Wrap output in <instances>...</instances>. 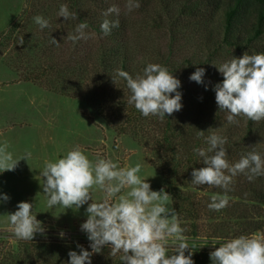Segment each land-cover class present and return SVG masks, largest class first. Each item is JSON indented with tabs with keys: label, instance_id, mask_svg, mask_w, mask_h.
<instances>
[{
	"label": "rangeland",
	"instance_id": "rangeland-1",
	"mask_svg": "<svg viewBox=\"0 0 264 264\" xmlns=\"http://www.w3.org/2000/svg\"><path fill=\"white\" fill-rule=\"evenodd\" d=\"M109 1L119 7V17L127 21V47L139 66L154 62L155 53L168 50L173 30L194 29L196 22L210 16L208 28L212 31V40L221 41L226 32L225 2L230 0L217 2L219 7L213 8L214 12L211 0H140V7L131 12L127 11L125 0ZM75 2L90 4L93 0H30L27 8L24 0H0V144L6 143L14 158L30 153L29 159H20L14 170L0 173V192L10 197L0 203V264H67L68 252H79L77 244L88 248L86 234L80 230V224L86 219L87 205L79 209H65L61 205L49 208L41 187L40 171L44 162L64 155L77 145L93 162L107 158L121 167L140 163L139 175L147 176L153 190L163 188L168 193L169 207L175 209L173 202H176L179 222L192 247L212 252L218 247L211 244L212 240L264 233V176L252 181L244 173L234 177L228 192L229 204L220 211L210 210L208 204L212 195L222 194L224 190L191 182L193 168L203 166L202 158L193 152V147L207 148L204 138L212 132L227 137L225 147L230 163L252 151L264 155L262 131L253 139L241 138L244 132L235 133L232 124L221 117L217 103L213 112L198 111L199 94L194 88H208L218 81L222 74L216 66L230 60L228 54L232 52L223 48L213 59L207 49L193 45L194 41L190 40L186 47L180 41L174 44L175 55L170 60L173 63L184 61V64L176 75L181 81L182 108L173 113L182 120L177 121L178 133L175 132L179 135L175 143L181 145L173 154L162 137L164 119L157 126L153 125V120L157 119L153 117L140 124L125 123L126 117L136 109L128 104L127 94H112L109 86L105 87V92L89 89L92 86L87 79L90 74L79 71L82 62L75 61L79 53L71 48L68 35L83 20L91 22L87 30L95 29L96 16L77 14V19L67 21L57 16L61 4H67L76 13ZM36 15L47 18L49 27L42 30L34 22ZM248 21L250 30L246 36L251 37L258 27L255 29L253 17ZM259 30L256 46L261 53L264 52V25ZM53 39L58 44H54ZM207 60H210L209 65ZM197 67L206 69L203 84L189 79ZM95 90L106 96L109 109L104 115L96 111V103L84 97H92ZM101 97H96L97 102L103 101ZM106 116H111L110 121ZM117 121L119 126L127 127L126 132L115 129ZM200 130L204 131L203 137H198ZM181 133L188 136L187 145H183ZM90 191L92 202L103 198L102 190L94 187ZM20 201L33 204V214L46 226L45 234L38 233L33 240L25 241L7 231L8 215L16 210ZM188 208L191 213L186 211ZM192 230L198 235L191 236ZM60 231L65 233L63 238L59 236ZM173 250L169 248V252ZM109 252L110 247H105L101 253L93 254L92 264H120L119 255L111 257Z\"/></svg>",
	"mask_w": 264,
	"mask_h": 264
},
{
	"label": "clouds",
	"instance_id": "clouds-1",
	"mask_svg": "<svg viewBox=\"0 0 264 264\" xmlns=\"http://www.w3.org/2000/svg\"><path fill=\"white\" fill-rule=\"evenodd\" d=\"M24 6L30 7V0H24ZM125 7L131 12L140 7V0H125ZM112 14L119 16V7L112 5L104 13L106 17ZM57 16L66 21L78 18L67 4L60 5ZM33 19L42 30L50 25L42 15ZM118 25V19L106 18L100 29L108 35ZM88 27L86 21L80 22L68 39L74 44L88 39ZM52 42L58 44L55 39ZM216 67L223 80L214 86L215 100L219 110L227 113L228 123H236L240 116L251 121L264 120V52L233 56ZM205 74V68L197 67L189 79L203 84ZM118 75L126 80L130 90L128 104L134 105L142 116L163 120L181 110V81L166 66L148 63L135 77L123 70ZM203 136L204 131L200 130L198 137ZM204 139L207 148L193 147V152L202 158L203 166L193 168L191 182L196 186L223 189L222 194L212 195L208 204L210 210L220 211L229 204L228 192L234 177L244 173L252 181L264 176V155L252 151L230 163L225 147L227 137L212 132ZM29 157L30 153H25L14 158L8 145L0 144V173L14 170L20 159L27 161ZM141 167L140 163L121 167L107 158L93 162L79 145L44 162L40 176L47 207L61 205L65 209H79L87 205L86 219L80 224V230L86 234L89 246L77 244L79 252L70 250L67 264H92L93 254L101 253L105 247H110L109 256L119 255L120 264H195L194 250L184 234L178 213L168 206V193L163 188L153 190L147 176L139 175ZM94 187L104 193L96 202H92L90 191ZM9 199L0 192V203ZM32 209L31 202L20 201L16 210L8 215L7 231L18 240L30 241L36 234L46 232V226ZM64 235L63 231L59 232L61 238ZM211 244L218 245L210 253L211 264H264V233L216 239ZM170 247L174 249L172 252H169Z\"/></svg>",
	"mask_w": 264,
	"mask_h": 264
},
{
	"label": "trees",
	"instance_id": "trees-1",
	"mask_svg": "<svg viewBox=\"0 0 264 264\" xmlns=\"http://www.w3.org/2000/svg\"><path fill=\"white\" fill-rule=\"evenodd\" d=\"M200 0H198L199 2ZM222 0H211L212 3V9L211 11L214 12L213 8L216 6L219 7V4L217 2H220ZM77 9L75 10L77 14L85 15L86 17H91V14H94L96 16V23H95V29L93 30H87L89 33V38L86 40H80L76 42L75 44L71 42L73 47V50H75L76 53H79L77 57H75V61H81V67L79 68V71L84 74L85 72L89 73L90 76H88V80L92 83V86L89 89L96 88V90H101L105 92V87L110 88L112 94H127L129 98L130 96V90L127 88L126 80L118 75L119 71L123 70L133 77L137 73H142L144 67L138 65L137 59L135 60L133 52L129 50L127 47V40L129 36L126 34V25L127 21L125 20V17H119L115 14H112L110 16H105V11L112 6L111 1L109 0H93V3L90 4H83L79 2H75L74 4ZM78 5V6H77ZM225 5L227 7V10H225V30L223 32L222 40L214 42L212 40L211 36V30L208 28L210 16L206 19H203L201 21H198L195 23L196 27L191 30H185L181 31H171L170 41L168 46V50L165 53L163 52H157L155 53L156 60L151 63H159L163 66H166L170 72H173V75H177L179 71H181L184 61H178V63H173L172 60H170L172 57H174L175 53L173 54V46L177 41H180L181 44L185 43V47L188 46V42L191 40L194 41V44L191 43V45H197L198 47H201V49H207L209 53L215 57H218L220 54V50L223 48H228L231 54H228L230 59L234 57H240L244 53L246 54H256L259 53V48L256 46V39L259 38V28H261L264 25V0H230L229 2H225ZM85 6V7H84ZM226 9V8H225ZM250 17H253V20L255 19V29L256 31L252 34V36L247 37L246 35L249 34V19ZM109 20H119V25L117 27L112 28L111 33L108 35H104L100 29V24L104 19ZM91 20V19H90ZM89 20V21H90ZM84 21V20H83ZM94 21V20H91ZM91 22L88 23L90 26ZM188 23H184V25H187ZM172 25V24H171ZM232 25L234 27H232ZM174 26V25H173ZM253 26V25H252ZM172 27V26H171ZM185 27V26H184ZM231 27L233 28L231 30ZM247 27V28H246ZM231 32L229 33V31ZM176 33V34H174ZM96 36V39H95ZM247 38V39H245ZM99 42V43H96ZM193 47V46H192ZM199 48V50H201ZM211 51V52H210ZM165 59V61H163ZM170 60V63L168 60ZM227 61V60H226ZM188 62V60H187ZM210 60H207V64L209 65ZM207 66V65H206ZM223 80V76L221 75L220 79L218 81H215L208 85V88L202 87L199 88L195 87L194 90H197L199 94V105L198 111L199 113H203V111L207 112H213L215 111L216 107V100H215V91L214 86ZM94 83V84H93ZM93 91L92 97L84 96L85 99H87L89 102L96 103L97 108L96 111L102 115L105 114V111L109 109V106H107V99L106 96L99 95L97 91ZM204 91H207V94H204ZM102 94V93H101ZM102 96V100L100 102L96 100V97ZM207 97V99L202 100V97ZM91 98V100L89 99ZM119 97H116L117 99ZM96 100V101H95ZM114 105V104H113ZM110 106V109H115V106ZM221 110H219L220 112ZM133 114L128 115L126 117L125 123H141L142 121H146L148 118L152 120L153 118H157L156 121L153 120V125L160 124V121H162L160 118L156 116H149L144 117L141 115V113L135 109L133 110ZM221 117L226 119L227 113L223 112L220 113ZM107 120L111 118V116H106ZM113 119V118H112ZM164 124L163 125V140L167 144V147L171 149L173 154H176L178 152V147L181 145V143L178 145L175 143V139L179 136L175 132L178 131L177 128V121L182 122L179 118L176 117V115L172 114L171 116H167L164 118ZM227 121V119H226ZM119 121L115 122V129L120 132H126L127 127H124L123 125L118 124ZM233 130L235 133H240L241 131L244 132V136L241 138L245 139H253L255 134L257 132H263L264 133V120L261 121H251L245 116L237 117L236 123H231ZM233 131V132H234ZM178 133V132H177ZM186 133H181L182 136H180L182 142L184 141L183 145H187L188 141L186 142V139L188 136L185 135ZM186 142V143H185ZM174 168L178 166L176 163L174 164ZM177 175V171H175ZM257 178V177H256ZM261 178V177H260ZM189 203V201H188ZM174 207L177 212H179V209L176 208V202H173ZM188 212H192L190 208L186 209ZM195 227V225H192ZM191 236H197L196 230H192ZM187 235V234H186ZM193 251V260L196 264L198 263H204V264H211L210 259V252L211 250H206L202 247L194 246L192 247ZM187 254V251L186 253ZM207 258V259H205ZM200 259V260H199ZM207 261V263H205Z\"/></svg>",
	"mask_w": 264,
	"mask_h": 264
},
{
	"label": "water",
	"instance_id": "water-1",
	"mask_svg": "<svg viewBox=\"0 0 264 264\" xmlns=\"http://www.w3.org/2000/svg\"><path fill=\"white\" fill-rule=\"evenodd\" d=\"M165 191V190H164ZM166 192V191H165Z\"/></svg>",
	"mask_w": 264,
	"mask_h": 264
}]
</instances>
